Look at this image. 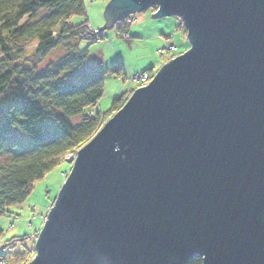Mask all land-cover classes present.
<instances>
[{"label":"water","instance_id":"1","mask_svg":"<svg viewBox=\"0 0 264 264\" xmlns=\"http://www.w3.org/2000/svg\"><path fill=\"white\" fill-rule=\"evenodd\" d=\"M189 47L76 151L25 264H264V0H108Z\"/></svg>","mask_w":264,"mask_h":264},{"label":"trees","instance_id":"2","mask_svg":"<svg viewBox=\"0 0 264 264\" xmlns=\"http://www.w3.org/2000/svg\"><path fill=\"white\" fill-rule=\"evenodd\" d=\"M40 11L44 15L35 19ZM83 13L85 0H0V215L23 202L36 180L86 143L128 98L124 92L106 111L87 110L103 93L105 73L124 75V70L119 64L102 68L93 52L79 48L80 39L92 42L102 36L98 29L90 31L86 20L70 23ZM125 18L119 21L120 33L129 27ZM69 38L77 41L72 52L37 68ZM73 116L80 121L73 123ZM27 237L13 236L7 244ZM31 251L23 244L4 264H19ZM201 261L195 255L186 264Z\"/></svg>","mask_w":264,"mask_h":264},{"label":"rangeland","instance_id":"3","mask_svg":"<svg viewBox=\"0 0 264 264\" xmlns=\"http://www.w3.org/2000/svg\"><path fill=\"white\" fill-rule=\"evenodd\" d=\"M107 2L108 0H92L89 2L85 0V13L73 15L70 18V23L75 25L86 20L91 28L98 29V26L105 23L103 9ZM150 8L151 7H148L146 10L133 14L137 17L143 14L145 17H150L152 13ZM44 13L45 11H40L35 19L41 17ZM24 20L25 18H23L21 22ZM161 21L165 22L167 30L171 29L172 34L177 33L178 35L173 41L179 48V51L175 54L166 55L167 51H164L162 54L158 52L159 48L164 49L167 45H157L158 40L153 36L157 23ZM149 22L150 25L148 24V27L141 30L143 31L141 36H135L129 39L121 37L118 28L119 21H117L112 26L103 29L101 31L102 36L97 40L92 42L84 38L79 40V48H87L89 51L93 52L92 56L98 59L97 62L102 68L119 64L123 66L125 71L123 73L124 75H116L111 72L105 73L103 79V93L95 105L87 109L88 111L102 112L108 110L114 98L120 96L121 93L124 92L125 96H129L134 88L139 87L137 85H131V90H127V77H129L130 74L149 68L150 70L148 71L153 75L159 67L172 56L183 52L189 47L184 27H182V30L176 29L178 23H181L180 17L175 15L161 16L156 19L150 18ZM135 26V22L131 23L128 30ZM161 38L164 40L163 37ZM76 42V38H69L61 41L36 64L37 68L42 69L49 62L57 60L68 52H72ZM31 46L32 45L26 48L27 51L25 53H30ZM80 119V116H73L71 118L73 123H78ZM65 157H63L61 162L47 171L42 178L34 182L33 188L23 202L9 206V212L0 215V229L2 230L0 235L1 264H4L5 261L10 262L12 257L23 249V244L30 246L32 250V254L29 253L30 256H27L25 260L28 262L33 257L34 248L32 246L34 245L36 234L42 226L46 213L53 203L58 189L71 167V163L67 162ZM23 235L28 236L23 243L18 240L11 244H7L8 240L13 236ZM25 260L21 261L19 264H23Z\"/></svg>","mask_w":264,"mask_h":264},{"label":"crops","instance_id":"4","mask_svg":"<svg viewBox=\"0 0 264 264\" xmlns=\"http://www.w3.org/2000/svg\"><path fill=\"white\" fill-rule=\"evenodd\" d=\"M151 12H153V9L150 8ZM150 18L151 19H156L152 16L150 17H145L144 14L142 16H136V20L134 21L136 26L130 30H126V32L129 34V38L131 37H135V36H141L143 31H141L142 29L148 27V24L150 23ZM131 24V23H130ZM130 24H129V28H130ZM150 25V24H149ZM177 30H182V26L181 24L178 23V25L176 26ZM155 38L158 40L157 45H164V44H174L176 46V50L174 51H168L166 53V55L168 54H175L176 52L179 51L178 46L173 42L175 40V38L178 37L177 33L172 34V30H167V25L165 24L164 21H161L160 23H157L156 29L154 31V35ZM163 37L164 40L161 38ZM149 69V68H148ZM124 70V68H123ZM144 70V69H143ZM125 72V71H124Z\"/></svg>","mask_w":264,"mask_h":264},{"label":"built area","instance_id":"5","mask_svg":"<svg viewBox=\"0 0 264 264\" xmlns=\"http://www.w3.org/2000/svg\"><path fill=\"white\" fill-rule=\"evenodd\" d=\"M89 1H92V0H86V2H89ZM152 9H153V11H155L156 7H153ZM125 19H126L127 23H129V24L133 23L136 20V15L129 14L128 16H126ZM87 27H88V29L90 31H92L94 33H97V29L91 28V26L88 25V23H87ZM120 35L123 38H128V36H129L127 34V32H121ZM174 50H176V46L174 44H167L166 47H164V49L163 48H159L158 52L160 54H162L164 51L168 52V51H174ZM151 76H152L151 72L147 71V70H141L139 72H135L133 74H130L129 77H127V79H128V88H127V90H131V85L132 86L133 85H137V86L144 85L145 83H147L150 80ZM76 151L77 150L69 152L66 155L65 160L67 162L71 163L74 160L75 156H76Z\"/></svg>","mask_w":264,"mask_h":264}]
</instances>
